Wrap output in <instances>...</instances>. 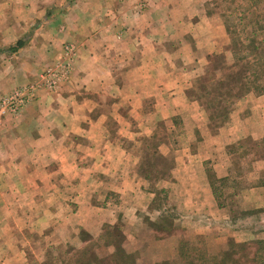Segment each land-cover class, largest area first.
Returning <instances> with one entry per match:
<instances>
[{
    "label": "rangeland",
    "instance_id": "374dc122",
    "mask_svg": "<svg viewBox=\"0 0 264 264\" xmlns=\"http://www.w3.org/2000/svg\"><path fill=\"white\" fill-rule=\"evenodd\" d=\"M239 1L234 0L231 5L236 15L241 12L234 9ZM6 4L8 11H13L10 22L23 24L26 31L19 35L8 31L3 36L7 44L0 47V64L2 54L14 53L8 50L9 46L19 39L27 42L43 23H51L47 33L52 32L51 36L45 33L37 37L42 45L48 41L46 53L54 49L49 47L52 40L63 41L48 62L38 53L34 55V63L40 68L36 80L16 86L35 87L32 102L40 98L41 91L59 90L75 69L81 71L77 62L81 41L63 40L59 28L67 21L69 25L73 21L86 28L88 21L83 11L93 12V17L102 11L111 13L109 29L118 28L121 33L105 35L104 41L113 47H137L110 67L116 83L109 84L101 103L108 116L106 136L122 142V156L132 152L120 169L129 174L130 169L134 171L138 186L128 192L113 190L111 185L119 179L113 174L115 162L107 154L98 158L107 164L84 158L71 163L75 168L67 172L69 163L58 165L50 161L52 157L44 154L41 147L34 155L2 153L7 148L3 147L1 131L0 264H118L116 246L131 255L125 264H189L197 256L204 257L205 264H212L215 255L220 256L228 247L241 249L226 258V264H252L249 258L257 254L264 259L262 249L257 250L258 242L264 240V94L249 92L232 102L227 119L216 116L227 105L222 99L218 101L216 83L228 70H215V56L224 55L228 63L232 60L231 39L221 16L226 12L224 0H9ZM67 10L69 16H65ZM65 44L72 45L74 50L70 75L53 89L44 87L48 81L43 82L41 75H45L47 68L55 67ZM21 56L30 59L33 54L30 51ZM148 61L160 62L166 68L169 77L165 87L178 85L177 90L184 93L176 96L177 91L171 88L176 92L169 91L166 97L172 109L164 113H155L156 97L147 96L142 101L144 112L136 113V118L131 116L134 123L116 129L113 114L120 104L114 87L124 84L134 63ZM16 87H8L5 74L0 75V97ZM121 103L119 110L128 112L126 103ZM26 107L18 115L9 114L21 125L12 131L20 139L40 130L23 124L21 116ZM36 109L40 107L36 105ZM222 129L229 131L227 135L222 136ZM214 134L215 142L210 140ZM10 149L21 152L13 145ZM189 152L206 155L202 169L210 189L208 196L203 189L198 197L192 196L199 200L194 208L186 204L182 194L174 193L177 162ZM216 166L223 169L224 176L218 174ZM191 174L193 178L186 179L187 189L201 185L200 179L194 178L196 174ZM86 202L100 212L106 211V224L88 225V230L78 227L76 221L92 212L87 209L77 220H68V216L79 212V203ZM126 234L134 240H128ZM232 259H237V263Z\"/></svg>",
    "mask_w": 264,
    "mask_h": 264
},
{
    "label": "crops",
    "instance_id": "0c3cea01",
    "mask_svg": "<svg viewBox=\"0 0 264 264\" xmlns=\"http://www.w3.org/2000/svg\"><path fill=\"white\" fill-rule=\"evenodd\" d=\"M6 2H9V0H0V47L7 44L5 42L6 38L3 36L7 34L8 31H14L18 35L26 31L23 24L10 22L9 19L10 16L13 15V11H8ZM16 11H19V6ZM102 12H98L93 17V12L88 13L83 11V15L88 21V26H86V28H81L80 25L73 21L70 25L67 24L68 21L64 24L61 23L62 26L59 30L62 31L63 40L73 39L74 41H81V43L78 44L79 59L77 61L79 62L81 71L75 69L69 81L59 90L54 92L41 91L39 93L40 98L30 103L25 108L21 116L23 118V124L40 128V130L38 129V131L34 132L33 136L29 137L27 135V138L22 139L18 138L19 136H13L12 131H15L16 127L21 125L18 124L19 122L12 120L9 115H0V132H4V138L0 136V139L1 142L2 138L4 139L3 147L5 146L7 148L5 151L3 150L2 153H9L10 156L21 154L23 156L34 155L41 147L46 151L44 154L52 157L50 161H55L58 165L60 162L65 163V165L69 163L68 165H70V167L67 168V172H71L73 168H75V166H71V163L77 161L81 162L84 158L85 161L89 162L90 160L95 164L99 161H101L100 164L103 162L107 164L106 161L98 159L99 157H106L107 154L111 156V160L115 162L113 165L116 170L113 174L119 179L116 180V182L114 181L111 185L113 190L117 192H128L134 191V189L137 188V177L131 169L129 174L120 168H123L121 166L122 161L129 160L128 157L132 152L126 154V156H122L125 154L124 151L120 152V148L122 147L120 145L122 142H120L119 139H112L106 136L105 132H107L109 128L106 124V118L108 116L106 110L103 109L104 104H102L101 101L107 96L106 88L109 84L116 83V75L110 72V67L115 62L124 60L121 58L125 55H129L134 52L133 50L138 49L137 47L126 48L124 44L122 47L118 45L113 47L108 41H104L105 35L108 37L110 34L117 33L118 28L111 31L109 29L111 28L110 19H113V15L111 13ZM68 14L69 11L67 10L65 16H69ZM67 18L72 17L70 16ZM94 21L95 25H92ZM49 22L51 21L49 20ZM50 24L43 23L35 28L32 36H30L26 44L18 51L11 55H8V53L2 54L4 57H2L3 63L0 64V75L3 77L5 74L8 87L13 88L18 84H24L26 81L30 82L36 80V74L40 68L36 67L37 65L34 63V60H37L34 55L38 53L41 59L48 62L51 56H56L57 52L60 50L63 41H57L55 43L56 40H52V44H49V47H53L54 49L49 50L48 53L44 50V48L47 47L48 41L46 45L40 44L41 40L40 43L37 42L38 35L46 33L51 36V31L47 33ZM53 30L54 29H52V31ZM122 34H124V32H122ZM99 36H101V38ZM17 37L18 36H16V38ZM97 40H100V42L97 43ZM30 51L33 54L30 59L21 56ZM47 56L49 58H47ZM134 65L133 68L129 67L124 84L122 86L118 84L113 90V92H115V98L118 104H120L113 114L116 116L117 120L115 124L116 129L117 127L118 129H123L125 125L130 126L134 123L131 121V116L136 118V113L144 112L142 110L144 102L142 103V101L147 96L155 95L156 111L154 112L158 113L160 111V113H164L168 109H172L168 104V97H166L168 96L167 93L169 91L172 93L177 91L176 96H179L180 92L184 93L181 89L177 90L178 85H171L169 88L164 86L169 74L162 63H151L148 61L147 63H134ZM171 88L176 91H172ZM169 96L171 98V94ZM121 102L126 103V111L128 112L124 113L119 110L122 106ZM36 105L40 107V109H36ZM92 113H94V116H91ZM148 113L152 112L148 111ZM148 113L145 112V115H149ZM38 121L40 123H38ZM143 127L146 128L147 126L143 125ZM222 131L223 136L226 134L227 130L222 129ZM228 132L229 131H227V133ZM77 135H80V138L77 137ZM216 138V134L210 136L211 141H214ZM10 145L16 146L17 150L21 152H11L13 149H10ZM25 145L26 151H24ZM89 157L91 158L89 159ZM204 158H206L204 153L189 152L188 154H184L179 157L180 160L177 162L176 170L174 171V178H176L174 193L182 194L184 201L189 207L192 206L194 208L195 205L198 207L199 200L196 199L195 196H192L197 194L198 197V193H200L201 189H203L206 196L210 195L208 182L205 179L202 169ZM8 162H12V159H9ZM216 169L220 176L225 175L221 167L218 168V166H216ZM191 173L196 174L194 178L197 177L200 179L201 185L196 184L195 186H191V189H187L186 179L193 178ZM180 186L181 190H178ZM83 209L92 212H90V215L85 212L88 216L76 221L78 227H83L88 230V225L98 226L101 224L100 226H102L107 223V217H105L106 213H104L106 211L103 210L100 212L99 208L94 207V205L89 202L79 203L76 210L79 212H76L74 216H68V220H77L81 217ZM64 219L65 218H62L63 221ZM94 233H97V231ZM126 237L128 240H134V237H130V235L126 234Z\"/></svg>",
    "mask_w": 264,
    "mask_h": 264
},
{
    "label": "trees",
    "instance_id": "16d2710c",
    "mask_svg": "<svg viewBox=\"0 0 264 264\" xmlns=\"http://www.w3.org/2000/svg\"><path fill=\"white\" fill-rule=\"evenodd\" d=\"M224 1L226 3L224 5L226 12H222L221 16L223 17L226 32L231 39L230 51L232 60L228 63L224 55H216L217 61L214 67L215 70H228L222 73V77H219L215 88L218 101L222 99L227 104L222 108V112L217 113L216 116L227 119L231 111L230 107L235 99H239L249 92L264 94V0L239 1L237 7L234 6V9H241L239 15L232 13L231 5L234 0L231 3H228V0ZM215 6L217 7L218 4L216 3ZM25 44L24 39H19L9 46L8 50L16 52ZM222 118L221 121H224ZM239 249L241 248L228 247L220 256L215 255L216 257H214L213 255L214 262L212 264H226L228 262L226 258L230 257L231 254L237 253ZM261 249L264 253V240L258 242L257 250L260 251ZM114 250L118 256L116 263H128L131 255L125 253L122 248L117 246ZM112 255L114 254L112 253ZM111 260H114V258H111ZM205 260L204 257L197 256L192 258L189 264H205L207 263ZM232 260L237 263V259ZM249 262L252 264H264V259L260 257V254H257L249 258Z\"/></svg>",
    "mask_w": 264,
    "mask_h": 264
},
{
    "label": "built area",
    "instance_id": "2783aa9c",
    "mask_svg": "<svg viewBox=\"0 0 264 264\" xmlns=\"http://www.w3.org/2000/svg\"><path fill=\"white\" fill-rule=\"evenodd\" d=\"M74 50L72 45L65 44L61 54L57 57L55 67L47 68L45 75H41L43 82L48 81L51 89L57 87L70 75V67L74 61ZM36 88L32 85L16 87L11 92L0 97V115H18L24 107L35 98Z\"/></svg>",
    "mask_w": 264,
    "mask_h": 264
}]
</instances>
